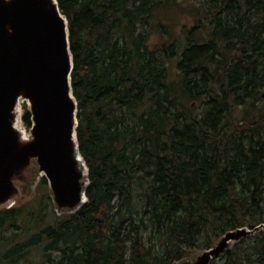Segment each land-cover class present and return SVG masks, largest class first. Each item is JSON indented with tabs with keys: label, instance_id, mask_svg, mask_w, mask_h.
Instances as JSON below:
<instances>
[{
	"label": "trees",
	"instance_id": "1",
	"mask_svg": "<svg viewBox=\"0 0 264 264\" xmlns=\"http://www.w3.org/2000/svg\"><path fill=\"white\" fill-rule=\"evenodd\" d=\"M162 1L57 0L87 202L58 214L32 172V201L0 209V264H174L264 225V0H199L184 44L153 48ZM211 264H264V233Z\"/></svg>",
	"mask_w": 264,
	"mask_h": 264
},
{
	"label": "water",
	"instance_id": "2",
	"mask_svg": "<svg viewBox=\"0 0 264 264\" xmlns=\"http://www.w3.org/2000/svg\"><path fill=\"white\" fill-rule=\"evenodd\" d=\"M56 3L54 8L48 0H0V209L14 202L18 192L14 181L21 170L32 167V161L47 179L58 212L73 213L87 202L89 170L77 139L68 21ZM20 96L29 101L32 115L28 144L19 142L12 124ZM260 231L264 232V225L230 231L210 249L195 254L194 262L174 264H211Z\"/></svg>",
	"mask_w": 264,
	"mask_h": 264
},
{
	"label": "rangeland",
	"instance_id": "3",
	"mask_svg": "<svg viewBox=\"0 0 264 264\" xmlns=\"http://www.w3.org/2000/svg\"><path fill=\"white\" fill-rule=\"evenodd\" d=\"M199 0H163L162 4L158 5L154 9L153 19L151 21V26L154 29L153 34L150 38V45L155 48V45L160 44L164 41L161 38L162 32H169L170 35L173 37L172 39H167L166 42L168 45L172 43L173 40L178 41L181 46L184 44L185 41V34L190 31L195 24L194 14H195V6H198ZM166 29L168 31H166ZM176 59L174 62H176ZM174 62H172V80H178V73L174 69ZM29 108L27 103H23L20 107L21 109V123L26 131L32 132V130L27 129L23 123V114L24 110ZM194 113L199 114L201 113V108L199 104H197L194 108ZM242 112L238 113L237 117L239 120L244 119ZM28 165L23 170L20 171L18 178L14 181V184L17 189V193L14 195V202L10 203V205H6L5 208L13 207L16 203L25 204L30 201L36 196L37 193V186L39 182V177H33L34 173L35 176H39V170L37 165H35V161H32V167ZM34 172V173H31ZM56 208V206H55ZM57 211V208H56ZM58 214H70V212H63L57 211ZM263 232V231H261ZM264 233V232H263ZM235 245V244H234ZM233 245V246H234ZM203 250H199L198 252L194 253L189 260L194 262L195 254L202 252ZM187 260V259H186Z\"/></svg>",
	"mask_w": 264,
	"mask_h": 264
},
{
	"label": "bare ground",
	"instance_id": "4",
	"mask_svg": "<svg viewBox=\"0 0 264 264\" xmlns=\"http://www.w3.org/2000/svg\"><path fill=\"white\" fill-rule=\"evenodd\" d=\"M48 1H49V4L51 7L57 8L56 0H48ZM23 103H27L28 105H30L29 101L27 99L20 96L17 100L16 108L12 114L13 115L12 124H13L15 131L18 134L19 142L21 144H28L32 141V132L26 131L25 128L23 127L22 123H21V109H20V107ZM30 130H32V128ZM79 164H80L81 170L84 171V175H87V169H86L85 164L82 161V159L79 160ZM39 176H41V174H39Z\"/></svg>",
	"mask_w": 264,
	"mask_h": 264
}]
</instances>
